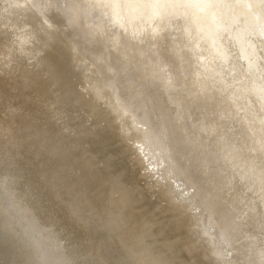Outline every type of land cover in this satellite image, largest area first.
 Segmentation results:
<instances>
[{"label":"bare ground","instance_id":"6f19581e","mask_svg":"<svg viewBox=\"0 0 264 264\" xmlns=\"http://www.w3.org/2000/svg\"><path fill=\"white\" fill-rule=\"evenodd\" d=\"M213 142L226 167L206 187ZM256 251L264 0H0V264H258Z\"/></svg>","mask_w":264,"mask_h":264},{"label":"rangeland","instance_id":"374dc122","mask_svg":"<svg viewBox=\"0 0 264 264\" xmlns=\"http://www.w3.org/2000/svg\"><path fill=\"white\" fill-rule=\"evenodd\" d=\"M136 53H138V48L136 47ZM131 55H133V52L131 51ZM158 59V58H157ZM156 59V60H157ZM154 68V67H153ZM202 96V95H201ZM203 97V96H202ZM204 99H206V103L210 106L209 107V110L210 109H212V105H211V103H215V101H212L211 99H213V98H211L210 96L208 97H205ZM206 105V104H205ZM207 113L208 112H205V115H207ZM212 118H213V116H211ZM236 128H238V127H236ZM236 131H238V129H234V130H232L231 129V131H229V132H227L224 136L226 137V138H228L229 140H230V138L231 139H236V137L233 135V132H236ZM204 134V137L206 138V140H205V143H207L208 142V138H210V140H212L213 141V136L212 135H207V133H203ZM211 136V137H210ZM199 140H200V142H204V140H202L201 138H199ZM196 142L195 141H192L191 143H188L187 141H186V143L183 145V148H190V147H193L194 146V144H195ZM213 145H215L214 144V142L213 143H211V145H210V148L209 147H206L205 148V150L204 151H202V152H200L199 153V156L198 157H200V158H204V162L206 163V162H208V163H210V166H214L212 169H209V170H207V173H205V172H203V176H198L199 177V179H200V181H203V182H205V186L207 187V186H210L211 184H214V182H212L211 181V179L209 178V177H206L208 174H210V171L212 170V172H214L213 171V169H215L216 167L218 168V170H220V168H221V166H218V164H222V168H225L226 166H225V163L223 164V162H224V160H223V158L221 157V155H219V153H218V151H215V153H213L214 152V149H216L217 147H216V145H215V147H213ZM195 150L196 151H201L202 150V147H200V146H198V147H196L195 148ZM189 156H191V154H189ZM215 158H218V159H216V161H215ZM215 161V162H214ZM209 167V166H208ZM204 171H206V170H204ZM205 173V174H204ZM226 174H228V172L227 173H225L224 175H226ZM201 177H203V178H201ZM206 177V178H205ZM227 181H228V179L227 178H225L224 179V182H226V185L228 186L226 189H224L226 192L228 191V189L231 187V185H228L227 184ZM232 182H233V184L235 183V181H234V179H232ZM224 192V191H223ZM244 235H246V234H240V233H238L237 234V238H239L240 239V243L241 244H243V243H247V242H249V243H251L250 245L252 246V248L253 249H255L256 248V246H258V241H257V238H254L253 240H255V242L254 243H252L253 241H251L252 239H249L248 237H244ZM243 237V238H242ZM259 238V237H258ZM239 243V244H240ZM246 250V249H245ZM254 255H255V259L258 261V264H264V252H262V254H260V252H258V251H256L255 253H254ZM261 255H263V257L262 258H260L259 259V256H261ZM246 260H249L248 258L246 259Z\"/></svg>","mask_w":264,"mask_h":264},{"label":"snow or ice","instance_id":"6c2138e0","mask_svg":"<svg viewBox=\"0 0 264 264\" xmlns=\"http://www.w3.org/2000/svg\"><path fill=\"white\" fill-rule=\"evenodd\" d=\"M49 29L46 27L44 28V31H48ZM164 43H161L160 40L156 41L157 45H158V52L157 55L161 58V60L163 62H168L170 61L171 57L168 55L167 53V49H168V38L164 37L163 38ZM183 227H190L189 221L187 218H183L182 216L180 217Z\"/></svg>","mask_w":264,"mask_h":264}]
</instances>
